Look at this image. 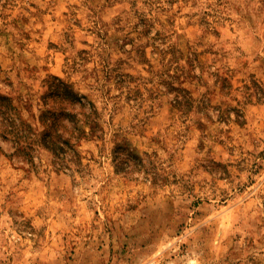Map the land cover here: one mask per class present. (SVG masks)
<instances>
[{
	"label": "rangeland",
	"instance_id": "rangeland-1",
	"mask_svg": "<svg viewBox=\"0 0 264 264\" xmlns=\"http://www.w3.org/2000/svg\"><path fill=\"white\" fill-rule=\"evenodd\" d=\"M0 264H264V0H0Z\"/></svg>",
	"mask_w": 264,
	"mask_h": 264
},
{
	"label": "trees",
	"instance_id": "trees-1",
	"mask_svg": "<svg viewBox=\"0 0 264 264\" xmlns=\"http://www.w3.org/2000/svg\"><path fill=\"white\" fill-rule=\"evenodd\" d=\"M10 133H12V131ZM52 133L53 132L51 131L45 133L42 138V143L54 154L60 155L62 152L66 151V145L69 144L70 140L63 139V136L57 134L56 132L54 135Z\"/></svg>",
	"mask_w": 264,
	"mask_h": 264
}]
</instances>
